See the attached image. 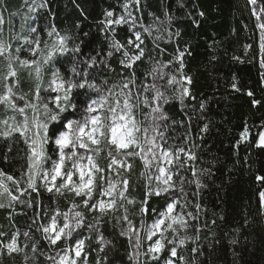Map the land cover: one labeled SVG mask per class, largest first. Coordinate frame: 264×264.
<instances>
[{
  "label": "trees",
  "instance_id": "obj_1",
  "mask_svg": "<svg viewBox=\"0 0 264 264\" xmlns=\"http://www.w3.org/2000/svg\"><path fill=\"white\" fill-rule=\"evenodd\" d=\"M126 2L128 11L137 21L134 28L130 29L128 24L113 27L116 29L115 38L124 43L128 39L135 40L133 31L141 34L145 55L136 64L138 81L153 82L151 76L146 77L153 63L162 62L170 65L165 68L166 72L175 71L179 67L176 57L180 53L184 54L183 72L191 78V84L185 85L190 96L183 104L178 99L165 104L163 111L167 120L160 122L166 141L160 142L163 147L190 150L196 156L189 162L191 166L197 172L208 170L198 176L203 187L197 190L191 168L184 166L179 169V175L185 178V192H177L176 196L184 197L185 214L197 213L195 203L201 206L197 221L188 218L190 225H199L200 231L197 233L190 226L186 232H181V236L187 235L190 239L178 248L179 254L194 260L195 264H264V208L259 200L264 182L257 180V176L264 177V148L256 146L258 133L264 127V68H261L264 61L261 36L264 33L258 27L264 23V0H256L255 4L249 0H139L138 4L135 0H35L34 3L27 0V6L25 0H3L0 3V16L4 20L2 40L12 45L15 57V48L22 46L23 49L25 39L39 36L51 45L56 37H49L48 32L54 28L61 36L68 37L70 48L80 47L79 53L68 52L56 58L54 63L60 72L71 76L75 66L78 70H87L89 80L98 86L112 87L124 78L121 73L127 74L130 70L120 66L122 53L110 49L111 34L105 35L101 21L105 20L106 11H113L117 18L126 15L123 8ZM29 6L32 11H29ZM34 27L36 32H31ZM109 51L114 52L112 57L107 56ZM20 56L32 59L26 50H22ZM92 57H97V64L89 68L83 61H90ZM0 60V72H6L8 60L5 64L3 56ZM101 60H107L110 67L101 65ZM15 67L19 79L15 90L20 95L27 93L26 98L31 100L35 80L29 75V69L20 67L18 62ZM50 78V71L46 69L44 86ZM157 82L164 83L163 80ZM233 84L239 90L234 89ZM249 91L252 96L247 94ZM3 92L4 84L0 80V93ZM79 92L81 100L87 99L85 90ZM88 95L95 97L96 93L88 91ZM253 100L259 103L254 105ZM6 115L13 113H6L4 106L0 105V119ZM17 119H21L18 114ZM205 125L207 130L202 131ZM245 128L248 136L241 140ZM26 152L27 146L18 136L9 140L0 137V171L20 181V189L27 188L24 183L27 177L22 178L27 166ZM132 162V172L123 173L131 180L129 195L137 201L135 205H127L128 218L136 229H140L139 201L144 198L148 181L140 175L144 171L141 161L137 158ZM99 163L103 167L107 161L100 158ZM44 166L51 167V162ZM113 177L115 179L114 174ZM174 179L178 180L177 177ZM5 183L19 201L12 208H0V232L5 234L0 236V242H8L12 234L18 232V245L23 251L9 256L3 250L0 252V264H56L59 255L64 254V242L50 246L37 228L47 224L56 210L61 213L68 211L71 201L79 202L81 198L68 194L53 195L40 186L39 180V195L31 189L21 195L16 185L9 181ZM151 183L155 185L156 181L153 179ZM95 198H100L98 192ZM29 201L36 207H27ZM8 202L7 194L0 195V203ZM165 204L166 197H151L143 222L150 225ZM76 210L85 213L86 223L95 224L93 216H100L99 212H88L82 206ZM177 211H180L179 207ZM117 215H123V210L101 217L98 230L85 226L73 234L71 244L74 245L76 239L85 241L83 253L88 256V264H96L98 259L101 264H133L129 254H134L136 249L130 246L127 236L120 235L127 224L123 221L117 223ZM34 218L36 223H33ZM57 220L63 223L62 216ZM25 232L30 236L25 237ZM101 234L107 242L103 245L98 242ZM165 235L170 237L171 233ZM196 236L198 239H192ZM134 242L135 237L132 244ZM33 243L37 245L35 253L32 251ZM149 243L146 238L142 239L141 253L147 252ZM102 246L104 251H99ZM192 248L198 252L193 254ZM167 257L165 251L159 261L143 254L138 260L139 264H164Z\"/></svg>",
  "mask_w": 264,
  "mask_h": 264
},
{
  "label": "snow or ice",
  "instance_id": "obj_2",
  "mask_svg": "<svg viewBox=\"0 0 264 264\" xmlns=\"http://www.w3.org/2000/svg\"><path fill=\"white\" fill-rule=\"evenodd\" d=\"M2 2L3 0H0V3ZM135 2L138 4L139 0ZM249 3L255 4L256 0H249ZM25 5L27 6V0ZM123 8L126 15L117 18L113 11H106L105 20L101 21L105 35L111 34L110 49L122 53L120 66L130 70L127 74L121 73L124 78L112 87L98 86L89 80L90 73L87 70H78L75 66L71 70V76L60 72L54 63L56 58L68 52L79 53L80 47L76 45L70 48L67 43L68 37L61 36L54 28L48 32L49 37H56L51 45L48 41H42L39 36L25 39L24 43L29 47L22 49V46H17L15 57L12 54V45L0 40V56L8 60L7 71L0 77L5 81L4 92L0 93V105L4 106L6 113L9 111L13 113L0 119L2 126L0 137L9 140L18 136L27 146V166L26 171L22 173V178L27 177L24 180L27 188L20 189V181L0 171V195L7 194L9 197L8 204L0 203V208H12L14 203L19 201V197L11 192L5 181L16 185L21 195H24L28 189L39 195L40 188L37 186L39 180L40 186L53 195L68 194L74 198L80 197L79 202L75 199L71 201L68 211L61 213L56 210L47 224H41L37 228L50 246L64 242L65 247L62 250L64 254L59 255L56 264H80L81 261L83 264H88V256L83 253L85 241L76 239L74 245L71 244L73 234L85 226L90 230H98L101 217L109 212H119L121 209L123 215H117L116 220L117 223L123 221L127 224V228L121 229L120 235L127 236L130 246L136 249L134 254H129L133 264H139L138 257L141 254L149 256L151 260L159 261L165 251L168 257L164 260V264H176V261H179V264H195L194 260L180 255L178 248L183 247L190 239L187 235L181 236V232H186L190 226L194 227L197 233L200 231L199 225H190L188 218L197 221L201 206L195 203L197 213L185 214L186 203L182 202L184 197L176 196L177 192H185V178L179 175V169L184 166L191 168L197 190L203 187L198 176L208 170L197 172L191 166L189 162L194 161L196 156L190 150L186 151L183 147L165 149L160 143L165 141L163 125L160 122L167 120L163 106L173 99H178L183 104L185 98L190 96V90L185 85L191 84V78L183 72L184 54L180 53L176 57L179 67L175 71L166 72L165 68L170 65L162 62L153 63L151 69L146 72V77L151 76L153 82L148 84L143 80L138 81L136 64L145 55V49L141 47L144 41L141 34L135 31H133L135 40L128 39L127 43L115 38L116 29L113 25L128 24L132 29L137 22L128 11L127 2L123 4ZM32 10L29 6V11ZM3 24V17L0 16V25ZM258 27L264 33V23H260ZM30 31L36 32V29L31 28ZM145 31L148 29L146 28ZM261 41V49L264 50V35L261 36ZM130 48L134 51L130 52ZM22 50H26L32 59L21 58ZM113 55V51L107 53L108 57ZM16 62L20 67L29 69V75L35 80L31 100L26 98L27 93L17 95L15 92L19 83ZM83 63L93 68L97 64V57H92L90 61L85 60ZM100 63L110 67L107 60H101ZM261 68H264V61L261 62ZM46 69L50 71L51 78L44 86ZM160 80L164 83L157 82ZM233 88L239 90L235 84ZM79 90H85L87 99H80ZM88 91L95 92L96 96L88 95ZM247 94L253 95L250 91ZM18 100L24 101L22 106L17 103ZM258 103L259 101L253 100L254 105ZM17 114L21 119H17ZM206 130L207 125L202 131ZM247 136L248 129L245 128L241 133V140H245ZM256 146L264 148V131L258 133ZM100 158L107 161L103 167L99 163ZM137 158L144 168L140 175L148 181L145 184L144 198L139 201L140 229H136L128 218L127 205H135L137 201L129 195L130 178L123 175L124 172L129 174L132 172L134 168L132 161ZM48 161L51 162V167L46 168L44 165ZM76 177L78 181L74 179ZM153 179L156 181L155 185L151 183ZM257 180L264 182V177L257 176ZM97 192L99 199L95 198ZM153 196L166 197V204L153 222L147 225L143 222V216L148 213V202ZM103 197L108 199L105 200ZM259 200L261 207L264 208V191L259 192ZM26 206L35 208L36 204L29 201ZM81 206L88 212L100 213V216H93L95 224L86 223L85 213L76 210ZM40 207L44 211L43 205ZM178 207L180 211H177ZM38 216L39 214L36 218ZM58 216H62V224L58 223ZM36 218L33 219V223H36ZM166 233H171V236H166ZM3 235L5 234L0 232V236ZM18 235V232L13 233L8 242H0V252L6 250L11 256L23 251L18 245ZM24 236L29 237L30 233L25 232ZM133 237H135L134 244H132ZM143 238L151 243L147 247V252L141 253ZM192 239H198V236ZM98 242L102 245L107 243L102 234ZM24 247L26 248L27 245ZM32 251L33 253L37 251L35 243L32 244ZM99 251H104V247L102 246ZM191 251L193 254L198 252L196 248H192ZM96 264H101L99 259Z\"/></svg>",
  "mask_w": 264,
  "mask_h": 264
},
{
  "label": "rangeland",
  "instance_id": "obj_3",
  "mask_svg": "<svg viewBox=\"0 0 264 264\" xmlns=\"http://www.w3.org/2000/svg\"><path fill=\"white\" fill-rule=\"evenodd\" d=\"M34 28H36V27H34ZM0 29H2V25H0ZM3 31H0V40H2L3 38V33H2ZM36 37V36H35ZM6 42V41H5ZM20 45H22L21 43H20ZM29 47V45H27V44H25V46H24V48L23 49H27ZM27 52V51H26ZM30 55V54H29ZM1 57V56H0ZM31 57V56H30ZM3 58L5 59V60H2L3 62H4V64H5V62L7 61V59L3 56ZM1 61V60H0ZM1 73V77H2V75L3 74H5L6 72H5V70L4 71H1L0 72ZM1 81H2V84H4L5 83V81H3L2 79H0ZM15 92H16V94L17 95H20L19 93H18V91H16L15 90ZM24 101H17V103L18 104H20V103H23ZM261 131H264V127L262 128V130ZM165 167H168L167 165H165ZM76 179H77V181H78V177H76ZM106 199L105 200H107L108 199V197H105ZM154 239H155V237H154ZM148 241V240H147ZM151 243V242H150ZM72 255L74 256V252L72 253ZM150 258V257H149ZM151 259V258H150Z\"/></svg>",
  "mask_w": 264,
  "mask_h": 264
},
{
  "label": "water",
  "instance_id": "obj_4",
  "mask_svg": "<svg viewBox=\"0 0 264 264\" xmlns=\"http://www.w3.org/2000/svg\"><path fill=\"white\" fill-rule=\"evenodd\" d=\"M264 191V190H263Z\"/></svg>",
  "mask_w": 264,
  "mask_h": 264
}]
</instances>
